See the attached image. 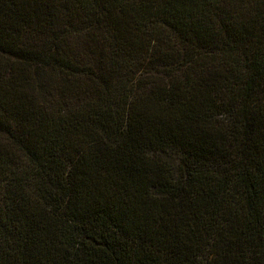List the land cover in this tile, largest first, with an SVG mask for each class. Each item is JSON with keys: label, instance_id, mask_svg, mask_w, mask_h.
Wrapping results in <instances>:
<instances>
[{"label": "trees", "instance_id": "trees-1", "mask_svg": "<svg viewBox=\"0 0 264 264\" xmlns=\"http://www.w3.org/2000/svg\"><path fill=\"white\" fill-rule=\"evenodd\" d=\"M0 264H264V0H0Z\"/></svg>", "mask_w": 264, "mask_h": 264}]
</instances>
